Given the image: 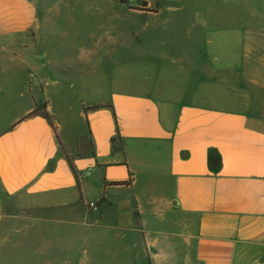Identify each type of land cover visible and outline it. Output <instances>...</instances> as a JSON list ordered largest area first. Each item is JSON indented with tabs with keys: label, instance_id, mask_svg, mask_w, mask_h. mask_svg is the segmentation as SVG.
I'll use <instances>...</instances> for the list:
<instances>
[{
	"label": "crops",
	"instance_id": "crops-1",
	"mask_svg": "<svg viewBox=\"0 0 264 264\" xmlns=\"http://www.w3.org/2000/svg\"><path fill=\"white\" fill-rule=\"evenodd\" d=\"M43 20L39 0H0V70L12 79L24 73L30 97L0 133V189L7 200L69 216L102 200L93 215L116 211L115 230L135 231L147 264H264V81L232 68L237 79H206L197 66L185 65L179 69L194 78L184 86L188 98L114 89L109 98L81 101L84 126L64 133L59 113L46 95L37 101L31 83L45 94L52 67L92 69L95 48L79 42V33H37ZM53 78L56 87L74 86L67 74ZM247 86L259 88L260 101L242 96ZM43 102L56 132L42 116H27ZM94 105L101 107L83 112ZM117 181L125 184L110 185ZM92 188L99 190L94 201L87 198ZM102 220L96 230L107 226ZM151 230L157 235L149 238ZM92 255L87 264L97 262ZM101 257L100 264L114 262Z\"/></svg>",
	"mask_w": 264,
	"mask_h": 264
},
{
	"label": "rangeland",
	"instance_id": "rangeland-1",
	"mask_svg": "<svg viewBox=\"0 0 264 264\" xmlns=\"http://www.w3.org/2000/svg\"><path fill=\"white\" fill-rule=\"evenodd\" d=\"M124 1L39 0L44 20L37 33H79V42L92 43L95 48L92 69L74 67L67 72L52 67L47 72L51 76L44 80L47 86L42 85L45 94L36 80L31 83L37 101L46 95L53 114L59 113L55 120L64 133L84 126L78 114L81 101L90 103L95 95L109 98L114 89L188 98L184 86L194 78L179 69L185 65L197 66L200 72L196 73L206 79H234L232 68L242 69L240 74L249 80L264 81V0ZM11 74L0 70V133L30 101L25 74L15 73L13 79ZM55 74H67L74 86L56 87ZM203 86L199 88L204 91ZM59 89L66 95L59 97ZM241 90L242 96L261 100L258 87ZM230 101L237 102L235 98ZM66 106L76 114L70 116ZM98 191L89 190L88 200L94 201ZM23 205L7 200L0 189V264H87L90 254L95 264H100L101 256V260L114 261L111 264H147L144 245L135 231L130 229L124 236L115 230L119 226L116 211L112 215L100 208L97 214H102L107 226L96 230L103 222L93 215L97 203L83 205L85 213L70 216L52 208ZM147 234L154 237L157 231Z\"/></svg>",
	"mask_w": 264,
	"mask_h": 264
},
{
	"label": "trees",
	"instance_id": "trees-1",
	"mask_svg": "<svg viewBox=\"0 0 264 264\" xmlns=\"http://www.w3.org/2000/svg\"><path fill=\"white\" fill-rule=\"evenodd\" d=\"M120 3L121 4H124L125 1L124 0H120ZM99 105H94V106H91V107H88V108H83L84 112H86L88 109H98ZM109 107V106H107ZM32 115H39V116H42L43 118H45L47 120V122L49 123V125L51 126V128L53 129L54 132H56V125H55V121H54V118L52 115H50L47 111V103L46 102H43L39 105H36L34 107V109L27 115V116H32ZM115 137H113L111 139L112 143L115 142ZM69 165L70 167L73 169V165H72V162H70L69 160ZM121 184H125V182H111L110 185H121ZM102 200H99L97 201V205H99L101 203Z\"/></svg>",
	"mask_w": 264,
	"mask_h": 264
},
{
	"label": "built area",
	"instance_id": "built-area-1",
	"mask_svg": "<svg viewBox=\"0 0 264 264\" xmlns=\"http://www.w3.org/2000/svg\"><path fill=\"white\" fill-rule=\"evenodd\" d=\"M91 205H92V203H91Z\"/></svg>",
	"mask_w": 264,
	"mask_h": 264
}]
</instances>
